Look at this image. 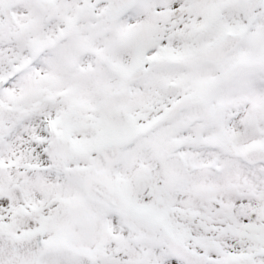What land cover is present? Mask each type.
<instances>
[{
	"label": "snow or ice",
	"instance_id": "1",
	"mask_svg": "<svg viewBox=\"0 0 264 264\" xmlns=\"http://www.w3.org/2000/svg\"><path fill=\"white\" fill-rule=\"evenodd\" d=\"M0 264H264V0H0Z\"/></svg>",
	"mask_w": 264,
	"mask_h": 264
}]
</instances>
